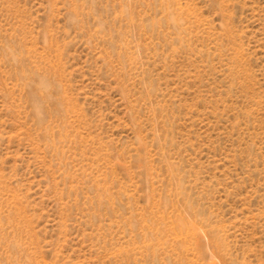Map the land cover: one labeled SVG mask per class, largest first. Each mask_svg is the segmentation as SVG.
Instances as JSON below:
<instances>
[{
	"label": "rangeland",
	"instance_id": "374dc122",
	"mask_svg": "<svg viewBox=\"0 0 264 264\" xmlns=\"http://www.w3.org/2000/svg\"><path fill=\"white\" fill-rule=\"evenodd\" d=\"M0 264H264V0H0Z\"/></svg>",
	"mask_w": 264,
	"mask_h": 264
}]
</instances>
